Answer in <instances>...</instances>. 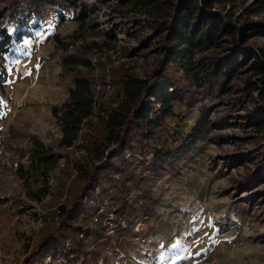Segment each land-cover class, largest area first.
<instances>
[{
  "label": "rangeland",
  "instance_id": "rangeland-1",
  "mask_svg": "<svg viewBox=\"0 0 264 264\" xmlns=\"http://www.w3.org/2000/svg\"><path fill=\"white\" fill-rule=\"evenodd\" d=\"M258 3L257 12H250ZM219 8L264 22V0H223ZM14 13L6 18L11 48L0 56V71L7 75L0 92V264H24L64 203L69 171L61 169L79 159L92 161L86 126L73 147L59 148L62 130L53 110L69 100L74 87L64 59L90 46L94 66L100 57L110 74L115 68L145 78L158 59L159 42L155 15L121 0H51L36 10L21 0ZM247 43L264 49V34ZM249 75L238 76L225 94L207 97L196 108L175 106L162 133L167 139L189 135L205 114L222 123L179 171L144 174V186L155 197L152 211L138 209L129 223L123 220V230L100 238L94 249L99 264H264V181L245 183L260 157L243 158L264 151V127L249 126L243 117L249 109L238 102ZM106 83L111 85L109 78ZM98 86L97 91L103 87ZM106 89L107 96L114 91ZM257 97L250 109L264 106ZM37 142L60 153L56 165L33 164ZM237 158L243 162L233 164Z\"/></svg>",
  "mask_w": 264,
  "mask_h": 264
},
{
  "label": "trees",
  "instance_id": "trees-1",
  "mask_svg": "<svg viewBox=\"0 0 264 264\" xmlns=\"http://www.w3.org/2000/svg\"><path fill=\"white\" fill-rule=\"evenodd\" d=\"M20 1L0 0V56L11 48L13 35L6 18L14 17ZM29 1L35 10L51 3V0ZM121 2L155 15L153 30L159 42L154 52L158 59L145 78L115 68L111 75L100 57L95 67L89 57L93 52L90 46L64 59V70L71 74L74 87L69 100L53 110L62 130L59 148L73 147L86 126L91 131L86 147L92 161L79 159L61 169L64 173L69 171L64 203L56 222L40 231L24 264H41L50 254L77 264H99L101 255L90 250L87 240L97 243L100 238H109L105 219L113 215L114 222L126 219L129 223L138 209L150 215L155 197L144 186L147 181L144 174L179 171L198 144L222 123L221 119L213 120L205 114L189 135L172 134L167 139L162 133L177 104L196 108L207 97L225 94L235 78L250 73L238 102L249 109L243 115L249 126L264 127V106L250 109L255 93L264 103V49L247 43L251 36L264 34L263 21L224 13L219 8L223 0ZM260 3L249 11L256 13ZM250 30L253 35L248 33ZM107 78L114 87L109 96ZM6 80V71L1 68L0 92ZM100 84L103 87L97 91ZM37 145L33 164L56 165L60 153L45 149L39 142ZM255 155L260 157L257 171L245 183L251 179L254 183L264 181V151L243 158L252 161ZM243 158L232 163L243 162ZM93 203L97 206L90 208Z\"/></svg>",
  "mask_w": 264,
  "mask_h": 264
},
{
  "label": "built area",
  "instance_id": "built-area-1",
  "mask_svg": "<svg viewBox=\"0 0 264 264\" xmlns=\"http://www.w3.org/2000/svg\"><path fill=\"white\" fill-rule=\"evenodd\" d=\"M106 87L108 88V90L110 91V93L113 91L111 85H107ZM98 89H100V86H98ZM106 220H107V222H106L105 225H108V227H109L108 228L109 230L107 231V235H108L109 238H112L111 237V234H110L111 232L114 231V233H115L116 231H118V229L119 230H123V228L126 227V223L123 221L124 219H121L119 223H116V222H114V216L113 215H110V217L107 218ZM110 224H115V225H114L113 228H111L109 226ZM81 237H84V235L81 236ZM109 238H107V239H109ZM87 242L90 243V250L91 251H94V249L96 248V243H92L91 241L89 242V240H87ZM45 259H49L50 261H54L55 260L56 262H58L57 264H72L71 263V260L63 259L60 255L50 254L47 257H45Z\"/></svg>",
  "mask_w": 264,
  "mask_h": 264
},
{
  "label": "snow or ice",
  "instance_id": "snow-or-ice-1",
  "mask_svg": "<svg viewBox=\"0 0 264 264\" xmlns=\"http://www.w3.org/2000/svg\"><path fill=\"white\" fill-rule=\"evenodd\" d=\"M31 73H28V75H30ZM176 247V245H173V248H175Z\"/></svg>",
  "mask_w": 264,
  "mask_h": 264
}]
</instances>
